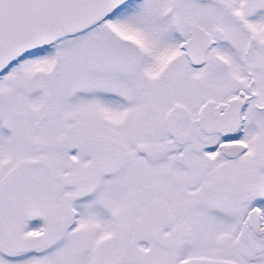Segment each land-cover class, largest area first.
<instances>
[{"label": "snow or ice", "instance_id": "snow-or-ice-1", "mask_svg": "<svg viewBox=\"0 0 264 264\" xmlns=\"http://www.w3.org/2000/svg\"><path fill=\"white\" fill-rule=\"evenodd\" d=\"M0 264H264V0H0Z\"/></svg>", "mask_w": 264, "mask_h": 264}]
</instances>
